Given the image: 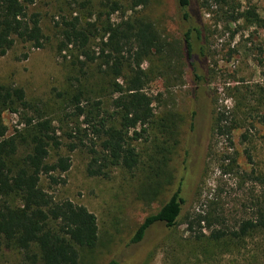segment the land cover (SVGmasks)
I'll return each mask as SVG.
<instances>
[{
    "label": "trees",
    "instance_id": "1",
    "mask_svg": "<svg viewBox=\"0 0 264 264\" xmlns=\"http://www.w3.org/2000/svg\"><path fill=\"white\" fill-rule=\"evenodd\" d=\"M36 2L0 0L1 55L20 43L31 49H42L51 43V37L43 31L40 13L30 11ZM150 2L66 0L72 8L88 11L89 18L83 21L80 14H72V18L61 17L55 25L56 51L63 58L66 79L63 87L55 90L53 100H32L23 87L0 83V252H13L20 264H83L84 255L98 246L96 215L69 199L57 200L44 187V178L53 184L64 182L60 175L72 164L71 156L60 152L64 146L69 152L86 150L87 173L91 177L110 178L113 169L134 177L142 169L145 176L139 181L137 194L147 205L164 197L175 184L176 175L170 166L180 144L176 116L169 114L156 120L154 100L145 91L152 81L165 78L167 85L183 84L188 65L199 87L194 91L198 111L208 122L213 115L212 130L230 135L242 126L237 114L243 102L238 103L229 124L224 123L227 121L223 115L211 113L205 86L210 84L214 71L195 62L192 38L195 34L205 40L207 31L195 2L178 0L184 18L191 23L182 44L164 39L156 23L142 14ZM213 5L229 23L243 19L250 26L264 29V19L252 6L241 11L235 0L202 3L208 10ZM94 14L95 21H89ZM97 38L101 40L94 49L92 42ZM199 51L206 62V46ZM24 55L28 58L29 53ZM234 89L241 93L239 88ZM241 94L238 98L247 100V94ZM198 111L193 112L195 139L199 134ZM5 113L19 117L12 133L4 122ZM56 121L68 124L64 136L70 143L59 135ZM156 124L163 128L166 140L155 143L153 152L143 161L137 143L150 142V131ZM225 168L227 173L235 170L231 164ZM240 176L254 187L241 204L239 218L229 219L219 210L217 200L207 204L205 214L186 215V235L169 245L165 264H221L225 258L228 264H261L264 171L252 168ZM182 191L179 184L159 210L143 220L130 240L132 244L143 242L158 223L170 232L177 230L186 202Z\"/></svg>",
    "mask_w": 264,
    "mask_h": 264
},
{
    "label": "rangeland",
    "instance_id": "2",
    "mask_svg": "<svg viewBox=\"0 0 264 264\" xmlns=\"http://www.w3.org/2000/svg\"><path fill=\"white\" fill-rule=\"evenodd\" d=\"M192 1L207 27L205 40L194 34L192 43L197 55L196 64L214 71L213 79L205 86L211 113L215 111L217 115H223L227 121L224 123L229 124L238 111V103L243 102L244 107L237 114V118L243 121L242 126L230 135L212 130L213 115L208 122L198 111L194 91L199 87L193 81V72L188 65L184 69L183 84L167 85L165 78H158L147 85L145 91L154 100L156 120L175 115L174 121L178 125L176 136L180 140L170 166L176 175L175 184L164 197L151 205L143 202L137 194L139 181L145 176L142 169L137 170L134 177L120 169H113L107 179L91 177L87 173L89 156L86 150L69 152L64 146L60 152L70 155L72 160L70 169L60 175L64 182L53 184L44 178L43 184L57 200L69 199L96 215L99 243L93 252L84 255L83 264H108L112 260L118 264H165L169 259V245L179 241L187 231L183 221L186 215L205 214L207 204L217 200L219 210H223L229 219L239 218L241 204L254 187L251 182H244L240 174L250 172L252 168L264 171V29L250 26L243 19L229 23L216 6H210L209 10L202 6L203 1L210 3L212 0ZM235 2L241 11L254 7L264 19V0ZM30 11L40 13L43 31L51 37V43L42 49H31L20 43L6 55L0 54V83L23 87L28 98L48 103L66 79L63 58L56 51L55 25L61 17L72 18V14H80L86 21L89 12L72 8L66 0H37L30 6ZM141 12L156 23L164 39L182 44L191 23L184 18L178 0H151ZM96 18L94 14L89 21ZM114 19L119 20L118 16ZM100 40H93L94 49ZM202 45L209 53L206 62L200 56ZM25 53H29L28 58H25ZM147 66L148 63L144 65ZM236 87L247 94V100L246 97L238 98L242 94L236 92ZM196 111L199 112L196 121L199 134L195 139L192 125L193 112ZM3 119L9 132H14L18 127V115L5 113ZM54 125L63 141L70 143L64 136L68 124L56 121ZM156 125L150 131V142L137 143L143 161L156 144L166 140L163 128ZM229 164L235 168L234 172L227 173L225 167ZM179 184L186 202L177 230L170 232L164 224L158 223L149 230L143 242L132 244L130 240L139 225L148 215L159 210ZM261 259L264 261V257ZM228 262L225 258L221 264ZM0 264H20V261L13 252L2 249Z\"/></svg>",
    "mask_w": 264,
    "mask_h": 264
}]
</instances>
